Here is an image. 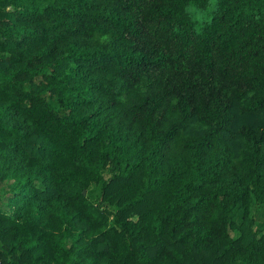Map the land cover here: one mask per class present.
Listing matches in <instances>:
<instances>
[{"label":"trees","instance_id":"16d2710c","mask_svg":"<svg viewBox=\"0 0 264 264\" xmlns=\"http://www.w3.org/2000/svg\"><path fill=\"white\" fill-rule=\"evenodd\" d=\"M0 264H264V0H0Z\"/></svg>","mask_w":264,"mask_h":264},{"label":"rangeland","instance_id":"374dc122","mask_svg":"<svg viewBox=\"0 0 264 264\" xmlns=\"http://www.w3.org/2000/svg\"><path fill=\"white\" fill-rule=\"evenodd\" d=\"M260 214V213H259ZM259 214H258V216L256 215V217L258 218L259 217ZM259 219V218H258Z\"/></svg>","mask_w":264,"mask_h":264}]
</instances>
